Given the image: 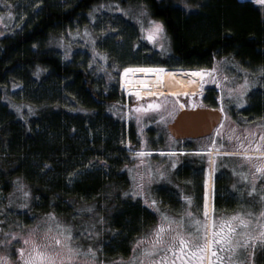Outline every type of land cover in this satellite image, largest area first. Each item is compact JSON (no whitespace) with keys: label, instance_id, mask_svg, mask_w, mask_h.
<instances>
[{"label":"trees","instance_id":"obj_1","mask_svg":"<svg viewBox=\"0 0 264 264\" xmlns=\"http://www.w3.org/2000/svg\"><path fill=\"white\" fill-rule=\"evenodd\" d=\"M107 1L140 7L149 18L163 24L172 40V55L186 64L161 65L204 67L197 61L218 53L264 68V11L257 2L186 0L196 7L187 11L176 0H74L65 6L45 0L29 24L0 36V212L15 210L7 198L11 192L19 195L13 183L22 180L38 214H68L69 205L79 198L91 201L105 194L120 200L118 188L128 186L123 169L128 165L121 160L127 155L125 99L121 92H101L107 72L123 65L110 64L99 72L90 63H65L43 47L55 30ZM131 76L126 88L141 86L145 75ZM258 81L260 87L261 79ZM14 85L24 92H3ZM259 109L252 111L260 114ZM162 130L167 137V130ZM138 131L132 122L129 145L135 149ZM135 158L129 155V162ZM87 165L94 168L87 171L83 168ZM77 170H85V174L70 183L69 176ZM118 208L109 221L116 234L103 246L104 255L111 260L131 254L140 226L135 198H128Z\"/></svg>","mask_w":264,"mask_h":264},{"label":"rangeland","instance_id":"obj_2","mask_svg":"<svg viewBox=\"0 0 264 264\" xmlns=\"http://www.w3.org/2000/svg\"><path fill=\"white\" fill-rule=\"evenodd\" d=\"M51 1L55 5L65 6L74 0ZM175 2L187 11L190 9L195 11L196 7L190 3V5L187 4L186 0H176ZM44 3L45 0H0V36L6 34V32L14 33L15 31L21 30L34 19ZM197 4L198 8L201 7V2ZM256 5L264 11V0H258ZM150 21L156 20L144 14L143 9L140 7L132 4L125 5L119 2H102L84 11L77 19L65 27L59 28L51 33L43 42V47L46 50L50 49L54 51L65 63L71 61L78 62L82 65L90 63L93 69L99 72L107 69L110 64L114 65V67L123 65L119 77L120 87L124 86L122 76L126 74L123 72L125 67L159 66L166 70L164 74L160 75L163 77L162 80L158 79V75L152 74L154 72H148V74H144L145 76L142 77L141 86H128L126 88V84L132 81L128 77L129 75L137 76L138 74L135 73L143 72L127 73L125 88L122 92L125 105L127 99L139 101L148 98L150 96L148 93L165 90L171 95L173 92L182 94L199 90L200 77H192L191 75L183 76L186 72L180 70L186 67H168L161 65L163 62H166L176 66L178 65V61H176V58L171 53L172 40L166 33L164 26L163 32L156 34L154 40L147 38L148 30L153 27ZM160 45H163V48ZM124 65L131 66L124 67ZM247 71L251 72L254 77L253 81H250L248 85L260 88V82L255 80L256 77H259V70L249 68ZM190 79L195 80L196 83H190ZM20 87L19 85H14L11 86L10 91L4 88L3 92H24L17 91ZM137 92L140 93L139 96H137ZM9 96L14 97L15 94L10 93ZM156 135L159 138H163L166 134L162 129H159ZM250 138H246L244 143L247 144V140ZM255 139L259 140V136L255 137ZM161 144L162 142L159 143V140L157 145L153 144L151 146L148 142H144L141 148L165 149V147H161L163 146ZM247 149L256 151L251 146H248ZM125 150L127 155L121 156V160L128 165L124 166L123 169L127 171L129 183L126 188H118L121 201L110 195L105 196L103 194L96 196L92 199L93 201L81 198L75 199L73 204L69 205L71 206V212L68 214L61 212L38 214L36 208L34 209L29 201L30 189L28 185L23 180L21 181L22 183H13V188L16 191L18 190L19 195L11 192L7 198L8 205H10L11 201V205L15 206V210L10 212L3 210V212H0V241L7 242L0 244V256L7 255L12 264H20L18 260L19 253L16 249L31 248V243L25 245V239L40 242L39 237L47 229H51L49 232L50 236L56 235L58 231L57 224H61L71 228L73 236L72 245L81 251L76 264H86V262L87 264H129L131 258L138 254V252L135 253L136 251L133 252L135 249L134 245L133 251L127 258L119 257L111 260L107 255H104V244L109 241V236L116 234V231L110 228L109 221L111 216H113L119 205L121 203L123 204L125 200L130 198L132 201L134 199L132 193L134 190L139 191L137 185L142 183V194H147L146 187L151 183V178L157 183L163 180L169 186L177 185L176 181L178 178L174 175V172L166 171L172 168V164L165 162L163 157L156 156L152 159L138 157L132 163L129 162V155H135L137 149L127 145ZM259 163L260 159L256 158L253 168L255 169V165ZM93 166L87 165L83 166V168H87V171H90ZM254 169L253 173H255ZM162 170H165L164 177L159 175V172H164ZM84 171L77 170L76 172H72L68 178L69 182L76 181L82 174H85ZM150 175L152 176L150 177ZM16 179L18 180V178ZM254 183L256 190L259 191L258 194L264 192V175L256 173ZM1 192L0 190V202L1 198H3ZM24 193L28 195L25 196ZM125 193H128V195H125ZM49 214H52L54 219H49ZM12 233H16L17 235L13 237L11 235ZM152 233L144 238L145 242L152 239ZM88 248L95 251V258L91 254L84 255V252Z\"/></svg>","mask_w":264,"mask_h":264},{"label":"flooded vegetation","instance_id":"obj_3","mask_svg":"<svg viewBox=\"0 0 264 264\" xmlns=\"http://www.w3.org/2000/svg\"><path fill=\"white\" fill-rule=\"evenodd\" d=\"M197 63L205 66L186 68L211 69L215 67L216 72L210 74L215 79L206 76L207 82L202 87L199 82V90L189 92V95L179 93L177 97H172L167 91H158L169 98L168 110H171V101L176 102V111L173 115H169L168 110L163 108H147L152 101L159 103L161 101L160 96L150 95L148 98L139 101L127 99L126 105L122 104L126 106L127 110L125 122L127 145L131 143L132 138L129 133L133 122L134 126L139 129L136 135L138 147L135 155L142 159L160 156L165 162L170 164L175 162L176 167L166 171L174 172L178 178L177 185L173 186L166 185L163 180L160 183L154 182L151 178V183L146 187L147 194L134 196L139 210L140 222L134 241L136 251L134 252H138V254L141 246H137V240L148 237L155 230L157 225L161 223V213L179 218L185 211H191L194 215L202 217L205 199H207L210 212L214 205V215L217 217L248 212L258 216L264 210V202L261 200L264 192H260V194L257 190L251 192L253 164L257 157L254 156L249 163L240 155H226V153H242L245 150L254 153L255 151L251 149L239 148L237 137L245 141L251 132H256V137L259 136V133L264 132V73L260 71L262 68L254 67L249 63H242L234 56L218 53H211L208 59L199 60ZM178 64L184 65L186 62L178 61ZM249 68L259 70V77H256L255 80L258 82V79H261L260 88L249 85L245 89L239 87L244 84L245 78L248 82L253 81V74L247 71ZM121 69L113 68L107 72L108 79L104 80L105 87L101 92H119V94L123 92L124 86L120 87L119 85ZM113 85L117 87H113ZM229 89L233 90L232 95H228ZM241 90L244 91L243 97L239 96ZM241 99L244 103H240ZM207 104L218 105L223 108L224 112L223 123L213 134L184 140H176L172 137L167 126L182 108ZM140 105H143L146 111L138 112L137 107ZM258 106H260V114L252 111V108ZM160 116H164L163 121L160 120ZM164 128L167 130V137L159 138L156 135L157 131ZM233 129H235L234 132ZM229 137L232 138L229 139ZM212 139L216 140L217 145L212 150L213 154L216 153L217 149L220 153L225 154L213 155L214 164L209 159L207 152L197 151L206 147ZM158 140L159 143L162 142L161 145L163 146L161 147H165V149L141 148L144 142H148L151 146L157 145ZM140 152H143V155H137ZM162 171L165 173V170ZM241 173H244L247 179H244L240 175ZM184 196L192 197L191 206L183 200ZM146 200L147 203H145ZM152 200L156 201L155 207L151 204ZM255 231H259V228H255ZM241 258L246 259V264H264V246L257 242V246L242 254Z\"/></svg>","mask_w":264,"mask_h":264},{"label":"snow or ice","instance_id":"obj_4","mask_svg":"<svg viewBox=\"0 0 264 264\" xmlns=\"http://www.w3.org/2000/svg\"><path fill=\"white\" fill-rule=\"evenodd\" d=\"M153 25L148 30L147 38L154 40L155 35L163 32V25L158 21H150ZM163 48V45H160ZM165 69L163 67H125L124 73L130 72H154L158 74V79L162 80L163 77L159 74L163 73ZM182 72L190 73L192 77H200L201 87L207 81L205 77L208 76L212 79L215 77L210 74L215 73V67L211 69H188L180 70ZM261 73H264L262 68ZM171 75V74H170ZM190 83H196L195 80L190 79ZM218 82V81H217ZM248 80L245 78L244 84L240 85L241 89L248 87ZM232 89L228 90V95H232ZM149 95L160 96L161 101L157 103L152 101L148 104V109H167L170 100L163 93H148ZM140 93L137 92V96ZM179 93H171L172 97H177ZM189 95V93H184ZM239 96H244V91L239 92ZM175 101H171V110H168L169 115H173L176 111ZM240 103H244L241 99ZM137 111H146L143 105L137 107ZM223 111V108H221ZM139 120V117H137ZM160 120H164V116H160ZM223 122H221L222 124ZM233 132L235 129L232 130ZM257 133L251 132L248 134L250 139L247 140V144L244 140L239 141L238 146L247 149L251 146L256 151L250 153L245 150L242 153H226V155H240L244 160L249 163L253 160V157L260 159V163L255 165V173H253V187L251 192H255V179L256 173L264 175V132L259 133V140H256ZM232 137H229L231 139ZM216 140L212 139L211 142L204 148L197 151H205L209 154V159L212 163H215L213 155H225L220 153L217 149L213 154V148H216ZM137 155H143V152L137 153ZM172 167L175 168V162L172 163ZM161 177L165 176L164 172H159ZM244 179L247 176L244 173L240 174ZM207 183V182H205ZM139 191L134 190L133 196L143 193V184L137 185ZM27 196V193H24ZM128 195V193H125ZM183 200L187 202L189 206L192 205V197L184 196ZM264 202V196L261 197ZM148 201L146 200L145 203ZM153 207L156 205V201L152 200ZM214 205L210 212L207 199H205L203 215L202 217L194 215L191 211H185L179 218L171 217L166 213H161V223L157 225L152 233V239L137 240V246L140 247L138 255H134L131 258L129 264H246V259L241 258L242 254L247 253L249 249L255 248L257 242L261 246H264V210H262L257 216L255 213L248 212L236 213L231 216L214 215ZM49 219H54L52 214H49ZM187 221V224H185ZM255 228H259V231H255ZM57 234L50 236L51 229H47L45 233L39 237V241L25 239V245L31 243V248H19L16 251L19 253L18 260L20 264H76V261L81 254L80 249L73 247L72 245V230L69 226L57 224ZM8 235V234H6ZM13 237L17 234L12 233ZM6 241H0V244H5ZM135 251V249H134ZM91 254L95 258V251L88 248L84 255ZM0 264H12L7 255L0 256ZM87 264V262H86Z\"/></svg>","mask_w":264,"mask_h":264},{"label":"water","instance_id":"obj_5","mask_svg":"<svg viewBox=\"0 0 264 264\" xmlns=\"http://www.w3.org/2000/svg\"><path fill=\"white\" fill-rule=\"evenodd\" d=\"M239 3H256L258 0H237ZM224 112L220 106L198 105L182 108L168 124L167 130L176 140L196 139L208 136L221 125Z\"/></svg>","mask_w":264,"mask_h":264},{"label":"bare ground","instance_id":"obj_6","mask_svg":"<svg viewBox=\"0 0 264 264\" xmlns=\"http://www.w3.org/2000/svg\"><path fill=\"white\" fill-rule=\"evenodd\" d=\"M181 68H183V67H181ZM183 69H197V68H183ZM173 70H175V69H173ZM180 70V69H179ZM166 71V70H165ZM164 71V72H165ZM164 72L163 73H161V74H164ZM135 74H148V73H135ZM157 74V73H156ZM126 75H128L127 73L126 74H123V82H124V88H125V78H126ZM200 86V85H199ZM165 91V90H164Z\"/></svg>","mask_w":264,"mask_h":264}]
</instances>
